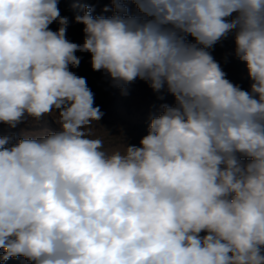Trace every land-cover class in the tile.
<instances>
[{
	"label": "clouds",
	"instance_id": "1",
	"mask_svg": "<svg viewBox=\"0 0 264 264\" xmlns=\"http://www.w3.org/2000/svg\"><path fill=\"white\" fill-rule=\"evenodd\" d=\"M133 2L143 16L120 0L110 17L86 7L77 44L58 0H0V122L59 126L0 137V260L264 264V0ZM231 32L250 91L207 51ZM78 51L117 86L139 78L175 97L140 146L93 138L104 113L69 70Z\"/></svg>",
	"mask_w": 264,
	"mask_h": 264
},
{
	"label": "rangeland",
	"instance_id": "2",
	"mask_svg": "<svg viewBox=\"0 0 264 264\" xmlns=\"http://www.w3.org/2000/svg\"><path fill=\"white\" fill-rule=\"evenodd\" d=\"M120 2L128 9L127 15L143 16L133 0H120ZM58 7L60 15L69 20L66 39L77 44L83 43L85 34L84 25L76 23L75 17L83 15L86 7L92 9L93 17H110L115 14L113 0H58ZM105 8L108 11H105ZM59 26L57 22H53L49 28L56 31ZM186 40L195 43V39L190 35ZM235 47V33L231 32L207 51L220 65L226 74V79L241 89L250 91L252 81L248 76L246 63L237 58ZM75 55L80 57V64L75 68L70 66L69 70L86 79L88 87L94 94V106H98L104 113L101 120L93 125V138L102 139L106 151H123L125 144L140 146L141 138L148 133L151 119L162 113V106L165 104L175 106V97L167 92L166 87L154 91L149 82L139 78L127 85L117 86L105 71L92 70L90 53L78 51ZM58 130L59 126L50 115L38 120L29 117L15 128L0 122V137L13 136L12 143H16L26 135H42ZM2 253L3 249H0V254ZM0 264H30V262L24 257H16L7 261L0 260Z\"/></svg>",
	"mask_w": 264,
	"mask_h": 264
}]
</instances>
